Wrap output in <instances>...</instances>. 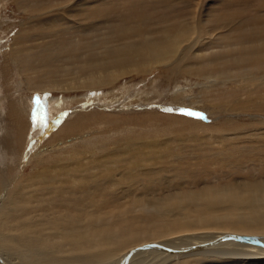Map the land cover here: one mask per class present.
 <instances>
[{
    "label": "bare ground",
    "instance_id": "obj_1",
    "mask_svg": "<svg viewBox=\"0 0 264 264\" xmlns=\"http://www.w3.org/2000/svg\"><path fill=\"white\" fill-rule=\"evenodd\" d=\"M8 1L27 12L29 23L2 52L3 62L8 78L22 72L18 86L26 84L29 93L20 89L12 98L9 130L0 121V264H264V15L248 16L242 5L234 10L240 0H225L227 14L212 15L195 0L197 13L136 29L138 40L86 56L77 54L79 48L66 52L70 40L66 44L62 35L81 28L68 13L94 0ZM167 2L174 7L179 1ZM43 23H61L57 33L66 45L48 32L35 34ZM34 48H61L66 55L40 56L34 64ZM123 78L141 79L143 86L121 95L116 89ZM164 81L174 84L171 99L161 91ZM185 83L195 86L193 93ZM95 89L106 90L103 101L120 112L92 110L54 120L70 98L51 102L48 96L36 113L43 124L30 118L35 91ZM163 105L226 117L207 121L209 115L161 112ZM54 121L51 133L46 129ZM104 123L121 135L91 131ZM37 127L51 134L24 154Z\"/></svg>",
    "mask_w": 264,
    "mask_h": 264
},
{
    "label": "rangeland",
    "instance_id": "obj_2",
    "mask_svg": "<svg viewBox=\"0 0 264 264\" xmlns=\"http://www.w3.org/2000/svg\"><path fill=\"white\" fill-rule=\"evenodd\" d=\"M5 1V0H4ZM3 0H0V66H1V70H0V88H2V91H0L1 93H0V109L2 108L3 109V113H4V117H2V115H1V113H0V121H2L3 122V124H4V127L6 126V129L7 130H9V128H10V126H11V124H12V122H13V120L10 118L11 117V111H12V108H11V105H10V102H11V100H12V98H14V96L17 94V93H19V90L21 89V87L20 86H18L19 84H18V82L19 81H21V79L23 78V75H22V72L21 71H19V70H17L13 75H11V77H9L8 78V76L10 75V74H8V72H10L9 70H10V68H9V66L7 65V67H6V63H4L3 61H5L6 62V56L2 53L4 50H6L5 48H7L8 47V45L10 44V42H11V40H13V38H14V36H15V34L17 33V31L18 30H20V28H23V27H25L28 23H29V17L27 16V12H23L22 10L21 11H19L18 10V8H17V6H15V5H13L14 3L13 2H10V1H8L7 0V2L5 3ZM89 2H91L92 0H88ZM96 1H98L99 2V4H100V2H101V4H102V6H101V4H100V6L98 7V2H96ZM105 0H94L93 2L95 3H93L90 7H78L77 6V10L80 12V10H82L80 13L78 12V13H74V12H77V10L75 11H72L70 14L68 13V16L71 18V21L72 22H75L76 20H79V22L77 23L81 28H79V29H77V31H66V33H64V35H62V38H63V41L65 42L66 41V44L67 43H69L70 42V44L68 45H66L63 41H62V38L60 39V37H61V35H59L58 33H57V29L58 30H60V29H63L62 28V24L61 23H54L52 26H50L49 24L47 25H45V23H43L42 25H39V28L40 29H43V27L44 26H46V27H44V29L43 30H40V29H36L35 30V34H41V36H45L44 34H46L47 32V36L48 35H53V37H51L52 39H55L56 41H57V43H59L60 41H62V43L63 44H61V42L59 43V44H61L60 46H65L66 45V49H67V47H68V49H71V50H68L67 49V51L66 52H73V51H77V52H79V53H77V54H81V52H83L82 54L83 55H85L86 54V56H91V55H94V54H96V55H98V54H101V52H103V50L106 48V47H108V46H118L119 44H125V43H128L129 41H131L132 39V41H135V39L136 40H138V37L136 38V37H134V35H135V33H134V31L136 30V29H139V28H141L142 30H146V29H150V28H156V27H158V25H157V23L158 22H162L163 24H168V23H170L168 20H173L172 19V17H174V16H176V17H178V18H183V17H187V16H190L191 14H188L189 12H193L195 9H196V4L195 3H197L195 0H190V3H187V1L186 0H178L179 2H176L174 5V7L173 6H169L168 5V2H167V0H106L105 2H104ZM115 1V2H114ZM148 1V2H147ZM221 1V2H220ZM236 1H238V0H236ZM142 2H143V4H142ZM150 2V3H149ZM203 4H202V7H203V10L205 9V8H207L208 10H207V12L209 13L210 11H212V15H214V14H216V15H225V14H227V12H226V10H227V7H228V5L226 4V1L225 0H203ZM104 3V4H103ZM108 3H109V5H108ZM118 3V4H117ZM98 4V5H97ZM105 4H107V5H105ZM112 4V5H111ZM206 4V5H205ZM243 4H248V5H243ZM97 5V6H96ZM167 5H168V7H167ZM194 7H193V6ZM243 6V7H246L245 9L247 10V15L249 16V15H254V14H256V13H261V15H264V4H263V0H240L239 1V3L238 2H235L234 4H233V6H234V8H236V7H240V6ZM105 6V7H104ZM132 6V7H131ZM200 6V5H199ZM199 6H198V8H199ZM259 6H260V10L262 11V12H259L258 10H259ZM263 6V7H262ZM95 7H97V8H95ZM82 8H84V10L82 9ZM103 8V9H102ZM133 8V9H132ZM192 8H194V10L192 9ZM197 8V9H198ZM230 8V7H229ZM74 9H76V8H74ZM90 9V10H89ZM105 9V10H104ZM140 9V10H139ZM192 9V10H191ZM197 9H196V11H197ZM244 9V8H243ZM109 10V11H108ZM234 10H242L241 8H239V9H234ZM93 11V12H92ZM104 11V12H103ZM124 11V12H123ZM137 11V12H136ZM140 11V12H139ZM185 11V12H184ZM196 11H194V12H196ZM214 11V12H213ZM254 11V12H253ZM85 12V13H84ZM111 14H110V13ZM133 12V13H132ZM136 12V13H135ZM24 13V14H23ZM90 13H92V17H91V15H90ZM95 13V15H93ZM105 13V14H104ZM109 13V14H108ZM121 13H123V14H121ZM197 13V12H196ZM74 16H73V15ZM76 14V15H75ZM77 14H80V15H77ZM130 14V15H129ZM135 14V15H134ZM65 15V17H67V14H64ZM104 15H106V16H104ZM108 16V17H107ZM136 16H138V18L136 17ZM140 16H141V18H140ZM197 16H200V13H198L197 14ZM73 17H75V18H73ZM83 17L85 18L84 20H83ZM88 17V18H87ZM112 17V18H111ZM121 17H124L123 19H121ZM130 17H132V18H130ZM136 17V18H135ZM68 18V17H67ZM70 18H69V20H70ZM72 18H73V20H72ZM98 18H99V20H98ZM103 18H104V20H103ZM120 18V19H119ZM126 18V19H125ZM135 18V19H134ZM144 19V22H143V19ZM147 18V19H146ZM150 18V19H149ZM75 19V20H74ZM90 19H92V20H90ZM6 21V23H4V24H2V22L3 21ZM96 20V21H95ZM116 20V21H115ZM117 20H118V22H117ZM124 20H128V21H125V22H123ZM138 20V21H137ZM90 21H91V23H90ZM98 21H100L99 23H98ZM101 21H103V23L101 22ZM104 21L106 22V23H108V22H110V23H108V24H105L104 23ZM131 21V22H130ZM136 21V22H135ZM145 21H147V22H145ZM93 22H97V25H93ZM121 22H123V23H121ZM127 22V23H126ZM140 22V23H139ZM76 23V22H75ZM92 24V25H90V24ZM102 23V24H101ZM132 25H131V24ZM142 23V24H141ZM144 23H146V24H144ZM56 24H60V25H56ZM124 24V25H123ZM126 24V25H125ZM134 24V25H133ZM139 24V25H138ZM14 25V26H13ZM84 25V26H83ZM102 25H103V27H102ZM110 25H111V27H110ZM114 27H113V26ZM118 25V26H117ZM121 25V26H120ZM129 25V26H128ZM136 25V26H135ZM48 26H49V28H48ZM89 26H91V27H94V30H96L97 32H94V30H93V28H91V27H89ZM97 26V27H96ZM105 26V27H104ZM132 26H135V27H132ZM42 27V28H41ZM55 27H57V28H55ZM85 27V28H84ZM95 27L97 28V29H95ZM114 28V29H110V28ZM121 27V28H120ZM131 27V28H130ZM145 27V28H144ZM60 28V29H59ZM88 28V29H87ZM105 28H106V30L108 31V32H105ZM108 28V29H107ZM116 28V29H115ZM119 28V29H118ZM126 28H130L131 30L129 31V29H127V30H124V29H126ZM135 28V29H134ZM144 28V29H143ZM47 29V30H46ZM87 29V30H86ZM92 29V30H91ZM110 29V30H109ZM55 30H56V32H55ZM79 30H81V31H79ZM89 30V31H88ZM5 31V32H4ZM38 31H39V33H38ZM54 31V32H53ZM85 31V32H84ZM87 31H88V33H87ZM103 31V32H102ZM113 32V34H110V33H112ZM121 31H123L124 32V34H123V32H121V34H120V32ZM126 31V32H125ZM132 31V32H131ZM50 32H51V34H50ZM101 32V33H100ZM54 33V34H53ZM55 33H57L59 36V38L58 37H55L57 34H55ZM71 33V34H70ZM74 33V34H73ZM98 35H97V34ZM106 33V34H105ZM116 33V34H115ZM119 33V34H118ZM125 33H127L126 35L128 36H126L125 35ZM68 34V38H67V36L66 35ZM109 37H108V36ZM121 35H123V36H121ZM65 36V37H64ZM70 36V37H69ZM116 36H117V38H118V36L120 37V38H116ZM131 36V37H130ZM72 37L74 38V40L72 39ZM75 37H76V39H75ZM78 37V38H77ZM81 37V40H83V42L81 43L80 41L81 40H79V38ZM86 37H87V40H86ZM93 37H95V38H93ZM114 37V38H113ZM124 37V38H123ZM130 37V38H129ZM58 38V39H57ZM65 38L67 39V40H65ZM71 38V39H70ZM89 38V39H88ZM100 38H102V39H100ZM108 38V39H107ZM113 40H112V39ZM121 38H123V39H121ZM78 39V40H77ZM92 39H94V40H92ZM97 39V40H96ZM105 39L107 40V41H105ZM111 39V40H110ZM115 39H117L116 40V42H115ZM119 39H121V40H119ZM129 39V40H128ZM47 40V39H46ZM50 40V39H49ZM58 40H59V42H58ZM70 40V41H69ZM91 40V41H90ZM124 40H125V42H124ZM69 41V42H68ZM73 41H75V42H73ZM90 41V42H89ZM102 41V42H101ZM121 41H123V42H121ZM93 42V43H92ZM96 42V43H95ZM99 42H101L102 44H100ZM111 42H113V43H111ZM120 42V43H119ZM36 43H39V42H36ZM71 43H76V44H78V45H76V44H71ZM81 43V44H80ZM84 43V44H83ZM93 44V46H92V44ZM95 43V44H94ZM116 43H118V45L116 44ZM88 46H86V45ZM91 46V47H93V48H91L89 45ZM97 44H98V46H97ZM106 44V45H105ZM112 44V45H111ZM77 47H76V46ZM80 45V46H79ZM83 45H84V47H83ZM102 47H101V46ZM58 46V45H57ZM100 46V47H99ZM105 48H104V47ZM70 47V48H69ZM75 47V48H74ZM87 49H86V48ZM77 48V49H76ZM78 48H79V51H78ZM84 49V50H81V49ZM100 48V49H99ZM38 48H34V49H32V51L30 52L31 53V55H32V58H34L33 60H32V58H31V60L33 61V62H35L34 64H36V62H38L39 63V61H38V58L40 57V56H42V57H45V56H49V55H53L54 57H61V56H64V55H66V52L64 51V50H62L61 48L59 49L60 50V52L58 51V53H55V51L54 52H51L50 50L48 51V50H46L45 52H43V50L42 49H38ZM94 49H96V50H94ZM103 49V50H102ZM90 50V51H89ZM91 50H93V51H91ZM88 51V54L86 53ZM99 51V52H98ZM101 51V52H100ZM41 52V53H40ZM3 54V55H2ZM90 54V55H89ZM5 56V57H4ZM3 57H4V59H3ZM37 60V61H36ZM2 64H4V65H2ZM5 68V69H4ZM46 68H48V66H42V67H40V69H42L43 71H45V70H47ZM45 69V70H44ZM12 70V69H11ZM3 71V72H2ZM4 71L5 72H7V74L5 75V73H4ZM12 72H13V70H12ZM3 73V74H2ZM3 76H2V75ZM2 76V77H1ZM155 76V75H154ZM128 79V80H127ZM131 79V80H130ZM123 78L122 80H121V82H120V84H118L119 86L117 87V91H118V93L119 94H121V95H123V94H125V93H128V92H130L131 91V94H132V92H135V88H137L136 86H143V82L141 81V79H133V78ZM4 80H5V82H4ZM127 80V81H126ZM195 80V79H194ZM129 81H131V82H129ZM128 82V83H127ZM133 82V83H132ZM135 83H138V84H136L135 85ZM147 83H149V82H147ZM142 84V85H141ZM180 84H183L184 85V82H180ZM5 85H6V87H5ZM11 86V87H10ZM26 84H24L23 85V87H22V89H21V91H23V92H27V93H29L28 92V89H26ZM149 86V85H148ZM188 84H186L185 83V87H186V91L188 90V92L189 93H193L194 92V87L195 86H193V84H190V86H188ZM173 87H174V84L173 83H169L168 84V82H166V81H164L163 83H162V86H161V91H164V92H166L165 93V98L166 99H171V97H173L172 95H171V91L173 90ZM11 88V89H10ZM164 88V89H163ZM196 90L198 91L199 90V88L198 87H196ZM8 93H10V94H8ZM31 93V92H30ZM107 93V91L106 90H104V89H95V90H91V91H85L83 94L85 95H87L88 97L87 98H84L83 100H81L80 98H81V95L83 96V94L80 92V91H78V92H65L64 91V93L62 92V91H55V90H46V91H35L34 93H31L32 94V97H36V96H39L40 98H41V105L43 106V105H45L46 103H49V102H47L46 100H47V97L48 96H51V99H49L51 102H52V100H53V102H55V100L56 99H58L59 97L61 98V97H63L64 95L65 96H68L69 95V97H67V98H70V99H66V101H68L67 103L69 104V105H67V106H64L62 109H60L59 110V112L57 113V117L54 119V120H56V119H60V118H62V117H64V116H73V115H76V113L77 114H79V113H84V112H89V111H92V110H102V111H107V112H120V110L121 109H119V108H117V107H115L114 105H112V104H105V102L103 101V96L105 95ZM130 94V95H131ZM72 95V96H71ZM79 97V99L80 100H77V98ZM55 97V98H54ZM169 97V98H168ZM129 99V98H128ZM48 100V101H49ZM31 103H33V99H30L29 100ZM57 101V100H56ZM102 101H103V103H102ZM43 102H44V104H43ZM70 103H72V104H70ZM80 103V104H79ZM90 104H92V105H90ZM107 105V107H104V106H106ZM109 105H111V106H109ZM34 106V105H33ZM81 106V107H80ZM164 106V105H163ZM189 105H185V107H184V105H183V109H188V110H191L193 113H195V115H191V116H195V117H197V118H202L203 116L204 117H206V116H208V117H206L207 118V121H211V120H213L214 121V119H216V120H223L225 117H226V115H220V116H215V115H213V114H210V113H208V112H206V111H204V110H200V109H197V108H195V107H188ZM166 106H164V107H159V108H157L159 111H161V112H170V113H179V114H182V112H181V110L182 109H180V110H178V111H175V109H173V108H170V107H166ZM74 108V109H73ZM81 108V109H80ZM131 108V107H130ZM133 108V107H132ZM42 109V107L40 108V110ZM123 109H126V108H123ZM135 109V108H134ZM148 109H156V108H154V107H149ZM168 109H171V111H168ZM38 111L37 112V114L39 115L41 112H42V110L41 111ZM141 109H137V111H140ZM11 113V114H10ZM70 114V115H69ZM72 114V115H71ZM10 115V116H9ZM41 115V114H40ZM184 115V114H183ZM235 115H238L237 113H231L229 116L231 117V118H235V117H233V116H235ZM189 116V115H188ZM203 117V118H204ZM30 118H32V114H31V116H30ZM68 118V117H67ZM67 118H64V119H67ZM237 118H240V116L239 117H237ZM2 119V120H1ZM32 120V119H31ZM121 120H123V121H121ZM120 124H123V122H124V119H123V117H121V119H120ZM157 122V121H156ZM163 123H165V121L163 122V121H158V124H163ZM56 121H54V122H52L49 126H48V129H46L47 131H50L51 133H53L54 132V130L55 129H53V127L54 126H56ZM105 124L106 125H108L109 124V126H107V128H106V126H105ZM157 124V123H156ZM124 125V124H123ZM34 126V125H33ZM105 126V127H104ZM98 127H100V128H98ZM111 124L110 123H104V125H102V126H96V127H93L94 128V130H93V128L91 129V131L94 133V134H104L105 135V133L106 134H114L116 131L114 130V128L113 129H111ZM3 127H0V129H2ZM98 128V129H97ZM105 128V129H104ZM37 129H38V127H37ZM36 129V130H37ZM101 129V130H100ZM111 129V130H110ZM46 130H41L40 132H39V129L34 133V134H32V136H30V138L28 139V141L29 142H27V147L29 146V148L27 149V151L25 150V152H24V154L25 153H29V152H31V151H33L34 152V150L36 149V144L38 143V141L40 142L41 141V139L42 140H47L48 138H49V134H51L50 132H48V133H46L45 131ZM53 130V131H52ZM102 130H103V132H102ZM107 130V131H106ZM98 131V132H97ZM109 131V132H108ZM99 132H101V133H99ZM36 133H37V135H36ZM41 133H42V135H41ZM2 134H4L5 135V137H6V133H5V131L2 133ZM47 134V135H46ZM117 136H119V135H121V133H119V132H117V133H115ZM36 135V136H35ZM32 140H33V142H32ZM43 141V142H44ZM29 144V145H28ZM31 144H32V146H31ZM33 144H35L34 146H33ZM2 145H3V143H0V147H1V149L3 148L2 147ZM33 147L32 149H34V147H35V149L34 150H32L31 149V147ZM24 156V155H23ZM32 163H30V164H28V166H26V168H25V171H26V173H30V170H32L33 168H32ZM30 166V167H29ZM206 261H209V259H206ZM194 263V262H193Z\"/></svg>",
    "mask_w": 264,
    "mask_h": 264
},
{
    "label": "snow or ice",
    "instance_id": "obj_3",
    "mask_svg": "<svg viewBox=\"0 0 264 264\" xmlns=\"http://www.w3.org/2000/svg\"><path fill=\"white\" fill-rule=\"evenodd\" d=\"M33 104H34V108H33V111H32V119H33L34 122H37L36 113L41 108V98L39 96L33 97ZM168 111H171V109H168ZM181 112L184 115H189V116L195 115V113H193L191 110H188V109H182ZM37 123H38V125H42L43 124V119H40Z\"/></svg>",
    "mask_w": 264,
    "mask_h": 264
}]
</instances>
